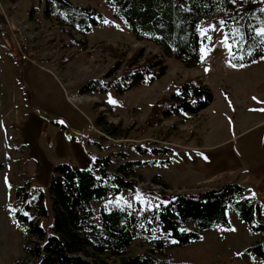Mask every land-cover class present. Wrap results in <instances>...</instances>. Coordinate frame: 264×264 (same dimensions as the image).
Here are the masks:
<instances>
[{"label": "rangeland", "instance_id": "obj_1", "mask_svg": "<svg viewBox=\"0 0 264 264\" xmlns=\"http://www.w3.org/2000/svg\"><path fill=\"white\" fill-rule=\"evenodd\" d=\"M70 1L95 7L105 15L106 25L80 34L46 18L43 3L38 0H0V19L6 13L13 27L34 35L29 42L30 62L25 63L19 59L17 47L12 50L0 37V264L30 261L24 251L29 240L23 238L13 215L14 188L24 177H30L33 185V209L40 191L48 199L47 183L55 163L69 162L90 169L93 157L108 155L110 170L115 171L124 161L122 153L127 159H159L162 154L143 155L137 147L148 151L168 147L172 151L168 162L135 168L136 189L93 205L95 209L124 208L142 213L164 195L200 191V182L205 181H197L190 172L182 170V154L189 151L188 145L229 141L239 152L240 147L248 144V155L255 156L252 151L261 149L263 144L262 128L250 133L241 131L245 124L264 116V57L248 67L232 65L221 17L200 23V59L189 65L174 50H166L148 38H136L127 24L112 16L104 0ZM139 49L141 60L157 56L163 61L164 75L148 86L121 94L77 92L89 78L108 73L117 56L127 59ZM188 78H198L210 89V105L196 114L182 112L168 118H153L154 102ZM110 99L116 103H110ZM99 115L126 129V138L101 137L100 127L95 125ZM243 116L246 121L240 119L238 123L237 119ZM69 136L75 140L70 141ZM249 194L263 203L264 219V194L256 195L253 189ZM228 217L229 228L216 226L205 230L200 240L187 245H177L157 227L147 232L140 226L126 255L153 254L174 263L262 264L258 257L243 253L261 235L251 233L234 211L229 210ZM38 221L47 224V219ZM190 227L189 224L187 228ZM159 241L163 242L161 248L156 246ZM102 257L113 263L114 258Z\"/></svg>", "mask_w": 264, "mask_h": 264}, {"label": "trees", "instance_id": "obj_2", "mask_svg": "<svg viewBox=\"0 0 264 264\" xmlns=\"http://www.w3.org/2000/svg\"><path fill=\"white\" fill-rule=\"evenodd\" d=\"M38 1L43 3L42 12L46 18L77 33L87 34L94 27L106 25L105 15L91 5L75 4L70 0ZM104 1L112 16L127 24L136 38H148L166 50H174L189 65L200 59L203 41L200 23L218 16L230 44L232 65L248 67L264 57V36L257 35L264 29V0ZM179 4L189 7L181 8ZM140 56V49L127 59L117 56L108 73L89 78L77 92L121 94L148 86L164 75L166 65L160 58L149 56L141 60ZM212 100V92L200 79L188 78L176 90L154 102L151 114L156 119L182 112L196 114ZM54 123L66 128L62 123ZM95 125L100 127L103 138H126V129L107 122L103 115L96 117ZM69 140L74 141L75 137L69 136ZM137 149L143 155L152 152L162 154L163 158L127 159L122 153L124 161L115 171L110 170L108 155L93 157L96 171L69 162L55 163L47 183L48 199L44 191H40L33 209L31 179L22 178L13 192V215L23 238L29 240L24 251L30 261L19 260L15 264H109L103 255L114 258L111 264H192L174 263L153 254H126L140 226L147 232L157 227L177 245H187L200 240L205 230L216 226L229 228V210L236 213L251 233L261 235V239L245 248L243 253L258 257L264 264L263 208L246 195L247 187L235 182L196 193L164 195L161 201L142 213L124 208L95 209L94 203L136 189V167L164 164L172 154L168 147L149 151ZM38 219H47V224H41ZM189 224L191 227L187 228ZM156 246L161 248L163 242L159 241Z\"/></svg>", "mask_w": 264, "mask_h": 264}, {"label": "crops", "instance_id": "obj_3", "mask_svg": "<svg viewBox=\"0 0 264 264\" xmlns=\"http://www.w3.org/2000/svg\"><path fill=\"white\" fill-rule=\"evenodd\" d=\"M4 39L12 50H16L15 40L12 37ZM240 119L246 121V117L243 116L237 119L238 123H240ZM259 128H262L261 135L264 136V116L245 124L241 132H252ZM188 148L189 151L182 154V170L183 172H190L191 177L199 179L197 181H205L204 183L200 182V191L235 182L247 187L246 195L249 197L253 196L249 194L251 189L256 195L264 194V137L261 149L252 151L255 156L248 155L251 151L248 144H244L237 152L233 148L232 142L229 141L219 144H206L204 141L197 147L190 144ZM94 166L96 167L95 162L90 169L93 170ZM260 187L262 188L261 191ZM252 200L254 203L257 202L263 206L257 196Z\"/></svg>", "mask_w": 264, "mask_h": 264}, {"label": "built area", "instance_id": "obj_4", "mask_svg": "<svg viewBox=\"0 0 264 264\" xmlns=\"http://www.w3.org/2000/svg\"><path fill=\"white\" fill-rule=\"evenodd\" d=\"M8 18V15L3 13V18L0 19V37H12L16 42L18 56L21 62H30L29 42L34 35L31 32H23L19 29H16L12 24H10Z\"/></svg>", "mask_w": 264, "mask_h": 264}, {"label": "snow or ice", "instance_id": "obj_5", "mask_svg": "<svg viewBox=\"0 0 264 264\" xmlns=\"http://www.w3.org/2000/svg\"><path fill=\"white\" fill-rule=\"evenodd\" d=\"M257 35L264 36V29H261V30L257 33ZM109 102H110V103H116L114 100H111V99H110Z\"/></svg>", "mask_w": 264, "mask_h": 264}]
</instances>
